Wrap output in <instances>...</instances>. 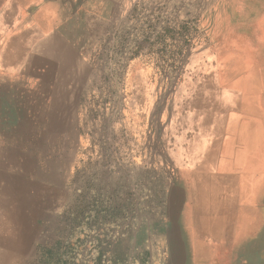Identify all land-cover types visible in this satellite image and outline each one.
I'll return each mask as SVG.
<instances>
[{
    "label": "rangeland",
    "instance_id": "374dc122",
    "mask_svg": "<svg viewBox=\"0 0 264 264\" xmlns=\"http://www.w3.org/2000/svg\"><path fill=\"white\" fill-rule=\"evenodd\" d=\"M246 97L261 136L232 163ZM263 144L264 0H0V264H229Z\"/></svg>",
    "mask_w": 264,
    "mask_h": 264
},
{
    "label": "bare ground",
    "instance_id": "6f19581e",
    "mask_svg": "<svg viewBox=\"0 0 264 264\" xmlns=\"http://www.w3.org/2000/svg\"><path fill=\"white\" fill-rule=\"evenodd\" d=\"M242 100L243 101H241L239 104L241 108L240 112L233 113L232 119L230 118L229 123L226 126V131H225L226 137L224 138V140H222V142L225 143L223 147L224 150L222 153V157L223 156L225 157V155L227 154L229 162L231 161V159L235 160V161H232V163L240 162V161L250 163L251 155L247 152L250 151L251 148L257 147L258 141L261 136L260 135L261 128L259 129L255 128L256 119L259 120L261 118V115L259 114L257 108L255 107V104L251 101V99L246 97V98H243ZM221 121H222V118H220L219 120L218 127L221 126L220 125ZM222 142L219 141V143H222ZM215 144L217 143L215 142ZM240 148H241V151H240ZM237 151H239L241 154L237 153ZM214 154H215V148L212 147L210 151H208L207 154L205 155V161L210 162ZM205 161L204 163H206Z\"/></svg>",
    "mask_w": 264,
    "mask_h": 264
},
{
    "label": "crops",
    "instance_id": "0c3cea01",
    "mask_svg": "<svg viewBox=\"0 0 264 264\" xmlns=\"http://www.w3.org/2000/svg\"><path fill=\"white\" fill-rule=\"evenodd\" d=\"M222 195L224 194L219 193V196ZM242 199L240 200L239 198H236L235 200L233 199L234 206L232 205V207H230L229 213L227 214L228 215L227 216L228 219L226 222L227 227L225 232L222 233V237H221V239H225L228 242H231V245L233 246L232 253L227 254V260L230 261L229 264H251L252 260L248 250L251 248L250 246L252 242L248 240L249 238L248 230L251 227V224L253 223L252 220L256 221L257 219L254 218L252 214L254 212L256 213V210L258 213L264 212V205H261L259 203V205L255 206L250 203V199L248 198H245L243 200ZM220 211L224 212V208L223 207L218 208L217 212L219 216L222 215L220 214L221 213ZM218 221H222V220L218 219ZM256 259L261 260L260 257Z\"/></svg>",
    "mask_w": 264,
    "mask_h": 264
}]
</instances>
